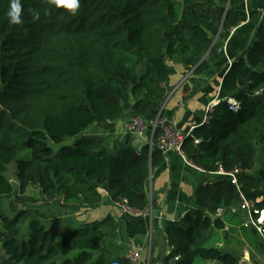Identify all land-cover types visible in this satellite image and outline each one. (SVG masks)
<instances>
[{"label":"trees","instance_id":"1","mask_svg":"<svg viewBox=\"0 0 264 264\" xmlns=\"http://www.w3.org/2000/svg\"><path fill=\"white\" fill-rule=\"evenodd\" d=\"M9 3L0 0V264H130L106 259L104 245L116 227L111 216L65 231L27 210L8 216L3 203L35 188L46 204L94 208L103 202L98 188L106 187L115 203L150 206L149 178L163 154L131 147L110 154L96 138L58 153L52 144L92 126L109 130L128 113L155 120L154 102L166 99L171 78L167 61L180 56L194 75L209 72L224 35L252 15L235 10L238 0H80L75 15L51 0H22L24 22L12 25ZM32 12L39 13L35 22ZM222 90L227 99L212 107L183 150L206 173L222 166L243 175L238 187L219 179L198 189L197 207L174 226L165 264H240L207 244L243 212V198L264 210V166L250 174L264 158V12L253 46L225 74ZM26 150L29 158L20 157ZM14 162L15 182L7 178Z\"/></svg>","mask_w":264,"mask_h":264},{"label":"crops","instance_id":"2","mask_svg":"<svg viewBox=\"0 0 264 264\" xmlns=\"http://www.w3.org/2000/svg\"><path fill=\"white\" fill-rule=\"evenodd\" d=\"M235 10L244 11L247 15H252V18L224 35L220 59L211 65L209 72L194 75L180 56L167 61L171 78L166 85V99L155 101L154 105L155 109L185 136L203 124L208 107L227 99L228 94L222 90L224 76L237 60L246 56L262 26L264 0H248L247 5L239 1ZM131 117V114H126L109 130L92 126L66 143L73 145L80 138H96L110 154H115L125 147L134 148L138 152H150L151 135L138 138L127 132ZM263 166L264 158L259 155L250 172L251 176H258ZM215 179L209 173L188 165L177 153L169 152L164 154V161L160 167L153 170L149 178L147 194L153 210L151 216L138 218L124 214L113 201V196L107 188L100 187L98 191L103 197V202L97 207L64 209L66 211L63 213L53 215V219L42 221L52 228L67 231L111 216L116 227L104 245L107 261L126 257L131 252L140 254L142 264H165L169 252L173 250L170 241L175 224L197 207L195 198L198 189ZM243 224L244 222L242 229L245 228ZM229 226L237 230V225L232 223L227 225L226 230H230ZM225 232L223 231V234ZM234 239V235L228 234L220 249L237 257L240 264H261L255 258L253 248L244 247V236L237 235ZM231 241H236L235 245ZM239 248L242 249L241 252Z\"/></svg>","mask_w":264,"mask_h":264},{"label":"built area","instance_id":"3","mask_svg":"<svg viewBox=\"0 0 264 264\" xmlns=\"http://www.w3.org/2000/svg\"><path fill=\"white\" fill-rule=\"evenodd\" d=\"M244 5L248 4V0H238ZM221 52V51H220ZM229 104L232 106V110L236 111L239 109V104L233 100H229ZM212 106L207 108L206 116L204 117L203 124H207L209 122L208 114L211 112ZM127 132L135 137L143 138L146 135H151L152 143L150 148V157L153 151H157L161 154H167L169 152L177 153L188 165L202 171L198 167H196L187 157L183 150V144L185 139L189 136H185L180 132L172 123H170L167 119H165L161 114L153 120L147 121L146 119L139 116H132L127 125ZM158 134L156 141H154V137ZM204 172V171H203ZM213 177H215V181L219 179H227L231 182L232 185L238 187V177L243 175L241 169H235L233 171H227L222 166H219V169L214 173H209ZM214 182V181H213ZM212 183V182H211ZM243 212L246 213L247 218L244 221V227L248 229H252L255 231L257 235L261 238L264 243V210L258 211L253 208L244 198H243ZM117 207L124 213L131 215L133 217L144 218L151 216L153 214V210L151 206L143 210L133 209L129 206L127 200H123L119 203H116ZM222 212H217V217H221ZM171 252H169L170 254ZM130 264H142V259L140 254L138 253H128L125 257ZM179 258H175V261H178Z\"/></svg>","mask_w":264,"mask_h":264},{"label":"rangeland","instance_id":"4","mask_svg":"<svg viewBox=\"0 0 264 264\" xmlns=\"http://www.w3.org/2000/svg\"><path fill=\"white\" fill-rule=\"evenodd\" d=\"M64 145H69V144L65 143L60 146L52 144V147L54 148L55 153H58L61 147ZM29 156H30V152L28 150L24 151L20 155V157L22 158H29ZM15 170H16V163L14 162L10 165L8 174H7V178L13 182H15V176H14ZM3 208H4L5 213L8 216H11L12 212L14 211L27 210L30 213L32 218H39L43 221L45 220L49 221L53 219L52 218L53 215L61 214L64 211H66L63 208H61V205L59 204V202H54L52 204H46L43 198L41 197L39 190L35 188H30L25 197H22V198L18 197L10 201L8 200L4 201ZM246 218H247V215L245 212L237 213V219H235L234 222H231L235 226L237 225L236 226L237 230L229 226L230 230H225L226 232L224 234L223 232H215L211 240L208 242L207 246L220 248V246H222L223 243L225 242V238L226 236H228V234L234 235L235 239L237 238V235L239 237L244 236V241H243L244 247L253 248L255 258H257V260H259L261 264H264V255H263L264 243L263 241L261 240L259 235H257L253 230L245 231L241 228L242 223L245 221ZM231 223H228V225H230ZM235 242L236 241H233V242L231 241V243H234V245H235ZM239 249H240L239 251L241 252L242 249L241 248ZM260 249H262V251ZM0 254L2 256L4 255L1 249V245H0Z\"/></svg>","mask_w":264,"mask_h":264},{"label":"clouds","instance_id":"5","mask_svg":"<svg viewBox=\"0 0 264 264\" xmlns=\"http://www.w3.org/2000/svg\"><path fill=\"white\" fill-rule=\"evenodd\" d=\"M57 7H65L71 14L75 15L80 8V0H51ZM9 23L12 25H22L24 6L22 0H10L9 8L6 12ZM39 19L38 12H32V20L35 22Z\"/></svg>","mask_w":264,"mask_h":264},{"label":"water","instance_id":"6","mask_svg":"<svg viewBox=\"0 0 264 264\" xmlns=\"http://www.w3.org/2000/svg\"><path fill=\"white\" fill-rule=\"evenodd\" d=\"M225 77V76H224Z\"/></svg>","mask_w":264,"mask_h":264}]
</instances>
